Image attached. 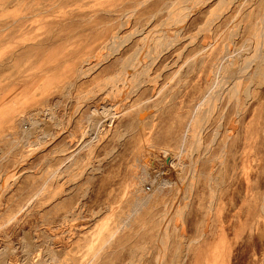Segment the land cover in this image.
I'll list each match as a JSON object with an SVG mask.
<instances>
[{"label": "rangeland", "instance_id": "374dc122", "mask_svg": "<svg viewBox=\"0 0 264 264\" xmlns=\"http://www.w3.org/2000/svg\"><path fill=\"white\" fill-rule=\"evenodd\" d=\"M144 1L0 0V264H171L176 255L178 264H264V41L257 63L239 70L264 0L196 9L145 83L117 103L129 63H149L156 38L172 36L169 12L182 0ZM227 55L240 72L236 104L217 102L214 118L227 110L218 140L207 153L215 119L187 153L182 136L212 104L202 97ZM115 103L109 124L102 111ZM35 112L51 132L40 146L18 141ZM90 118L102 121L100 134ZM172 155L177 178L153 189L144 169L173 178Z\"/></svg>", "mask_w": 264, "mask_h": 264}, {"label": "bare ground", "instance_id": "6f19581e", "mask_svg": "<svg viewBox=\"0 0 264 264\" xmlns=\"http://www.w3.org/2000/svg\"><path fill=\"white\" fill-rule=\"evenodd\" d=\"M146 1V0H145ZM144 1V2H145ZM190 1V3L188 4V2H187V0H182L181 1V3H180V5H177V7L175 8V6H174V8L172 9L171 8V11L169 12L170 13V21H169V23L167 24L166 22V24H167V26H168V31H171V33H173L172 34V36H169V37H167L166 36V38H164L163 36L165 35H159V37L158 38H156V41H155V46H154V51L155 52H153L152 51V53H155L152 57H151V59H150V62L148 63L147 61H146V63H141L140 62V64H139V61H136V62H133V60H132V64H130L129 63V65H131V70H133V75H132V78H131V84L129 85V89H128V91H126V92H124V93H121V95H122V97H121V99L120 100H118V102L117 103H121V100L123 99L124 100V97H126V93L127 92H129V91H133V90H135V89H137V88H139L143 83H145V81H146V79L149 77V71H150V69H151V67L153 66V64L155 63V60H156V58L159 56V54L162 52V51H164L163 50V48H166V47H168L169 48V46H172L173 44H175L176 42H178V40L180 39L179 37L182 35V33H183V31L185 30V27L187 26V24L189 23V20L191 19V17H192V15H193V12H195V10L196 9H198V8H201V7H203V6H205V4L209 1V0H189ZM219 1V0H218ZM217 1V2H218ZM231 1V0H230ZM143 2V1H142ZM225 3V4H224ZM227 3V4H226ZM163 5V4H162ZM167 5V4H166ZM223 5H230V3H229V1L228 0H225L224 2H223ZM262 5V4H261ZM138 6V5H137ZM216 6V5H215ZM214 6V7H215ZM225 6H223V8H225ZM221 7H222V5H221ZM228 7V6H227ZM263 7V6H262ZM264 8V7H263ZM262 8V11L264 10ZM132 9V8H131ZM214 9V8H213ZM217 9V8H216ZM218 9H220L219 7H218ZM127 11V10H126ZM210 11H211V9H210ZM213 12V11H212ZM127 13V12H126ZM214 13V12H213ZM261 13V12H260ZM173 14V15H172ZM210 14H211V12H210ZM254 14V13H253ZM216 16V15H215ZM126 16H124V18H125ZM209 17H212V14H211V16L209 15ZM166 21V20H165ZM209 21V20H208ZM162 23V22H161ZM256 23V22H255ZM163 24V23H162ZM159 25V24H158ZM165 25V24H164ZM209 25V24H208ZM122 26V25H121ZM201 26H202V24H201ZM161 27V26H160ZM203 28V27H202ZM205 28H206V26H205ZM161 30V29H160ZM197 30V29H196ZM199 31V30H198ZM233 31V30H232ZM117 34V33H116ZM115 34V35H116ZM151 35V34H150ZM253 35V34H252ZM187 36V35H186ZM254 36H255V38H256V41H257V43H256V45L258 46V47H256V45L254 46V45H248V46H254V47H251V50H249V52H247L244 56H242V57H244L245 59H243L244 61H245V64H244V66H242L241 68H239V70H241V71H243L244 70V68L248 65L249 66V64H253V63H257V61H258V57L260 56V53H259V49L261 48L260 46H263L262 44H263V41H264V14H263V19H262V21H261V26L259 27V28H257L256 30H255V33H254ZM257 36V37H256ZM151 37V36H150ZM155 37V36H154ZM250 37H251V35H250ZM147 38V37H146ZM229 38V37H228ZM253 38V37H252ZM251 38V39H252ZM122 39V38H121ZM120 39V40H121ZM250 39V38H249ZM250 39V40H251ZM119 40V39H118ZM117 40V41H118ZM150 40V39H149ZM233 40H234V38H233ZM123 41V40H122ZM116 42V41H115ZM118 42H120V41H118ZM124 42V41H123ZM146 42H147V40H146ZM204 42V41H203ZM248 42V41H247ZM44 43V42H43ZM46 43V42H45ZM153 43V42H152ZM249 43H250V41H249ZM108 44V43H107ZM204 44H206L207 46H208V44H211V42L210 41H205L204 42ZM230 44V43H229ZM248 44V43H247ZM246 44V45H247ZM36 45H38V44H36ZM113 45V44H112ZM119 45V44H118ZM122 45V44H121ZM226 45V44H225ZM231 45V44H230ZM108 46V45H107ZM121 47V46H120ZM247 47V46H246ZM245 47V48H246ZM117 49H119V48H117ZM116 49V46L114 47V48H112V49H110V51H109V53H107V54H105V57H103V58H98L97 59V61H96V64H95V66L96 65H98L100 62H101V60L102 59H106V58H108V55H111L113 52H116L115 50H117ZM151 49V48H150ZM167 49V48H166ZM203 49V48H202ZM229 49V48H228ZM231 49H233V48H231ZM247 49V48H246ZM204 50V49H203ZM225 50H226V48H225ZM166 51V50H165ZM248 51V50H247ZM182 52V51H181ZM141 53V52H140ZM164 53V52H163ZM232 53V52H231ZM179 54V53H178ZM229 54V53H228ZM104 55V54H103ZM230 55V54H229ZM222 56V55H221ZM220 56V57H221ZM228 56V55H227ZM139 56L137 55V58H138ZM223 57V56H222ZM140 58V57H139ZM227 58H229V60L227 61V62H225L224 63V65H223V69H222V71L220 72V73H218L216 70V72L217 73H215V78L212 80V82L211 81H209V82H211V84L210 85H207V86H209L208 88H207V90H206V92H205V96H203L202 98H204V102H206V101H208L209 103H210V101H213V102H211L212 104H210V106L209 107H207L206 109H198V106H197V109L199 110V113H197V114H195V115H197L196 117H195V119L193 120V121H191L190 122V124H189V126H188V128H187V130H186V133L184 134V136H182L183 137V140H187V139H191V142H190V145H189V148H186V151H188L187 153H189V152H192V150L190 149V146H196V144H200L201 145V142L203 141L202 140V137H203V134H206V133H204L205 132V130L208 128V127H210L211 126V124H212V122H214V120L215 119H217V121H216V124H217V126L214 128V130H213V133H212V137H210L211 138V141H209V142H211V143H209V145H207V148H206V151H207V153H208V150L209 149H211V147L212 146H214V142L216 141V140H218L217 139V136H218V133H219V129H220V126H221V124L224 122V119H225V117H226V114H227V110L226 111H224V109H222V110H219V112H218V115H217V117H213V114H214V111L217 109V106H218V104L219 103H221L222 102V100H223V98H225L226 97V101L228 100L229 102L231 101L232 102V100H234V103H235V101L237 100L236 99V96H237V92H236V85L238 86V84H236L237 82H236V67H235V63L236 62H233L231 59H230V57L228 56ZM236 58V57H235ZM261 58V57H260ZM233 59V58H232ZM88 60V59H87ZM131 60H130V62H131ZM138 60H140V59H138ZM240 60L241 59H239V62L238 63H240ZM242 60V61H243ZM103 61H105V60H103ZM241 61V62H242ZM243 61V62H244ZM260 61V60H259ZM7 62V61H6ZM85 62V61H84ZM88 62V61H87ZM102 63V62H101ZM100 63V64H101ZM216 63H217V60H216ZM166 64V63H165ZM212 64V63H211ZM215 65V64H214ZM234 65V66H233ZM243 65V64H242ZM42 66V65H41ZM128 66V65H127ZM212 66H213V64H212ZM129 69V70H130ZM215 69V68H214ZM246 69H248V67H246ZM131 70H130V72H131ZM220 70V69H219ZM238 70V71H239ZM246 71V70H245ZM130 72H128V74L130 73ZM237 73H240V72H237ZM242 73H244V72H242ZM160 74V73H159ZM131 75V74H130ZM80 76V75H79ZM210 76V75H209ZM130 77V76H129ZM214 76H212V78H213ZM76 78V77H75ZM238 78V77H237ZM109 79V78H108ZM124 79V78H123ZM155 79V78H154ZM153 79V80H154ZM209 79V78H208ZM54 80V79H53ZM112 80V79H111ZM124 80H126V79H124ZM128 80V79H127ZM109 81H110V79H109ZM125 82V81H124ZM30 83V82H29ZM108 83V82H107ZM120 83V82H119ZM121 83H122V81H121ZM127 83V82H126ZM130 83V82H129ZM123 84V83H122ZM209 84V83H208ZM26 85V84H25ZM71 86H73V83L71 82L70 84H69V86H68V88H71ZM105 86V85H104ZM116 86V85H115ZM126 88H127V86H126ZM118 89V88H117ZM238 89V88H237ZM112 90V89H111ZM25 92V91H24ZM121 92V91H120ZM67 93V92H66ZM96 93V92H95ZM130 93V92H129ZM133 92H131V94H132ZM135 93V92H134ZM130 95V94H129ZM86 96V95H85ZM202 96V95H201ZM202 100V99H201ZM79 102V101H78ZM203 102V103H204ZM217 102H219V103H217ZM197 103V102H196ZM208 103V104H209ZM236 104V103H235ZM238 104V103H237ZM197 104H195V106H196ZM199 105L201 106H203V104L201 103H199ZM156 106V105H155ZM111 107H112V105H111ZM158 107V106H157ZM204 107H206V104H205V106ZM116 108H118V104H113V108H107V109H103V111L102 112H104L105 113V116H106V114L108 115V121H109V124L111 123V120H112V118L114 117L113 115H114V110H116ZM102 109V108H101ZM195 109V108H194ZM102 112H101V114H102ZM103 113V114H104ZM236 113V112H235ZM95 115H97V113H94ZM100 114V113H99ZM100 114V115H101ZM103 114H102V116H103ZM140 115V114H139ZM46 117H47V115L44 117V118H41L40 117V115H39V113H37V112H35L34 113V115H33V117H32V115H31V118L29 119V123H27V124H29L28 126H26V128L25 129H23L22 130V136L18 139V141L19 142H22V143H24V142H29L28 144L30 145V146H40V145H42V143H44L45 142V140L50 136V130L44 125L45 124V122H46ZM104 118V117H103ZM52 120V119H51ZM107 120V119H106ZM234 120V119H233ZM232 120V121H233ZM231 122V121H230ZM229 122V123H230ZM89 127H91L95 132H96V134L97 133H99L100 134V132L98 131V129H99V126H100V124L102 123V121L101 122H99L98 121V119H93V118H90L89 119ZM43 125V127L42 128H40L41 126ZM230 125H232L233 126V128H234V125L232 124V122H231V124ZM48 126V125H47ZM229 126V125H228ZM227 126V127H228ZM231 126V127H232ZM109 127V126H108ZM210 129V128H209ZM232 129V128H231ZM228 131H230V127H229V130ZM103 132V131H102ZM101 132V133H102ZM231 132V131H230ZM229 133V132H228ZM227 133V134H228ZM104 134V133H103ZM102 134V135H103ZM105 135V134H104ZM206 136H207V134H206ZM230 136V135H229ZM101 137V136H100ZM103 137V136H102ZM99 138V137H98ZM205 139V138H204ZM47 144V143H46ZM216 144V143H215ZM45 145V144H44ZM84 145V144H83ZM90 145V143L88 142V146ZM180 146H181V144H180ZM222 150H227L228 149V146H229V143H228V139L227 138H225L224 140H223V142H222ZM192 147V148H193ZM39 148V147H38ZM43 148V147H42ZM199 148V147H198ZM204 148V147H203ZM184 149V148H183ZM27 150H28V148H27ZM181 150V149H180ZM166 151V150H165ZM183 152H184V150H183ZM32 153V152H31ZM88 154H89V152H87ZM179 154V153H178ZM25 155V154H24ZM31 155V154H30ZM87 155V154H86ZM182 155V154H181ZM188 155V154H187ZM32 156V155H31ZM189 156V155H188ZM28 157V156H27ZM179 157V156H178ZM177 156H171V159H169V161L167 162V164L171 167H173V169H174V175H173V178H168L167 177V175L165 176L164 175V173H163V171H161L160 169L159 170H157V172H151L150 173V171H147L146 169H144V171L146 172V174H148L149 175V177H150V179H151V183H152V186H153V189L154 188H156V189H161V187H163L164 185H170V184H172V183H174V179L175 178H177L176 176L179 174V172H180V169H179V166H180V164H179V160H177V158H178ZM203 157V156H202ZM86 158H87V156H86ZM21 159V158H20ZM189 159V158H188ZM197 159V158H196ZM87 160V159H86ZM194 160V159H193ZM22 161V160H21ZM146 163V165H147V163H148V165L150 164V160H146L145 161ZM22 163V162H21ZM21 163H18V164H21ZM180 163H181V161H180ZM151 165V164H150ZM182 165H183V163H182ZM194 165V164H193ZM192 165V167L194 168V166ZM86 167V166H85ZM16 169V168H15ZM149 170V169H148ZM194 171H195V168H194ZM196 172V171H195ZM142 173V172H141ZM180 176V175H179ZM139 178H140V176H138ZM137 178V177H136ZM73 179V178H72ZM149 179V180H150ZM137 180H139L138 178H137ZM187 182V181H186ZM189 182V181H188ZM135 185H137V182L135 181V182H133V187L135 186ZM188 186V185H187ZM191 186V185H190ZM137 188V187H136ZM190 188V187H189ZM187 190V189H186ZM181 191V190H180ZM62 192V191H61ZM185 194V193H184ZM174 196V195H173ZM177 196V195H176ZM184 196V195H183ZM183 196L181 197V198H183ZM175 197V196H174ZM132 198H134L135 199V204H136V202H137V204H139V202L142 200V198H139V196H134V197H132ZM179 198V197H178ZM53 199V198H52ZM184 200V199H183ZM177 203V202H176ZM136 204V205H137ZM174 207V206H173ZM180 207V206H179ZM185 208V207H184ZM170 209L171 208H169L168 210L170 211ZM181 209V210H180ZM175 210H177L176 208H175ZM183 209L182 208H179V210H178V213H177V216L176 217H174V218H179L180 217V215L182 216V214L181 213H183V211H182ZM169 211H168V213H169ZM171 211H173V209L171 210ZM153 212V211H152ZM164 212H165V210H164ZM166 213H167V211H166ZM165 214V213H164ZM151 215H152V213H151ZM163 215V214H162ZM167 214H165V215H163L164 217H163V222L162 223H165V228H166V224H169L168 222V216H166ZM168 215H170V213L168 214ZM172 215V214H171ZM170 218V217H169ZM182 218V217H181ZM159 219V218H158ZM175 220V219H174ZM180 220V219H179ZM148 222V221H147ZM175 222V221H174ZM174 222H173V224H174ZM177 222H178V220H177ZM172 223V222H171ZM183 223V222H182ZM172 224V225H173ZM177 224V223H176ZM176 224H174V225H176ZM126 225V224H125ZM164 225V224H163ZM162 226V225H161ZM168 226V225H167ZM181 227V226H180ZM176 228V227H175ZM182 229V228H181ZM140 230V229H139ZM142 231V230H141ZM159 231V230H158ZM175 231V230H174ZM166 232V231H165ZM157 233V232H156ZM149 234V233H148ZM136 235V234H135ZM161 235H162V233H160L159 235H158V238L160 237V241H161V247H160V250H161V253H164L166 250H168V248H169V246H168V244H167V240H163L162 239V237H161ZM164 235V234H163ZM172 235V234H171ZM129 236H130V234H129ZM167 237V236H166ZM166 237H165V239H166ZM199 237H200V235H199ZM26 238V237H25ZM132 238V237H131ZM168 238V237H167ZM128 239V238H127ZM190 240V239H189ZM195 240H197V239H195ZM194 240V241H195ZM171 241V240H170ZM177 241V240H176ZM179 241V240H178ZM193 241V240H192ZM187 243V242H186ZM189 243H190V241H189ZM33 244V243H32ZM191 244V243H190ZM189 244V245H190ZM46 245V244H45ZM30 244L29 243H26L25 245H24V247H23V249L25 250V251H28L29 249H30ZM191 247V246H190ZM32 248V247H31ZM159 248V247H158ZM157 248V249H158ZM187 248V247H186ZM13 249V248H12ZM39 249V248H38ZM177 249V248H176ZM175 249V250H176ZM31 250V249H30ZM8 251H10V250H8ZM30 252V251H29ZM46 252H47V250H46ZM36 253V252H35ZM52 253V252H51ZM105 253V252H104ZM157 253V252H156ZM166 254V253H165ZM182 254H183V252H182ZM181 254V255H182ZM162 255V254H161ZM174 255H176V254H174ZM30 256V255H29ZM38 256V255H37ZM165 256V255H164ZM179 256V255H178ZM183 256V255H182ZM31 257V256H30ZM164 258V257H163ZM182 258H184V257H182ZM28 259V258H27ZM172 259V258H171ZM165 260V259H164ZM184 260V259H183ZM29 261V260H28ZM10 262V261H9ZM163 262V261H162ZM156 263H157V261H156ZM171 264H178V257H177V255L172 259V262H171Z\"/></svg>", "mask_w": 264, "mask_h": 264}]
</instances>
